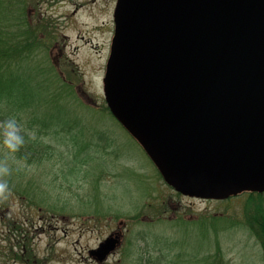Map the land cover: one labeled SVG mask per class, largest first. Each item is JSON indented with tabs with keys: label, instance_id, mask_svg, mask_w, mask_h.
<instances>
[{
	"label": "rangeland",
	"instance_id": "374dc122",
	"mask_svg": "<svg viewBox=\"0 0 264 264\" xmlns=\"http://www.w3.org/2000/svg\"><path fill=\"white\" fill-rule=\"evenodd\" d=\"M115 2L42 0L39 5V15L55 27L42 52L56 66L54 76L69 80L80 98L82 111L72 110L75 118L67 108L60 117L85 123L72 135L86 143L79 156L88 159L70 170L71 158L59 148L43 163L14 158L11 182L17 191L0 202V264H135L142 252L162 246L167 262L203 264L206 253H216V242L227 264H264L260 243L243 220L246 193L203 198L174 190L106 110L103 76ZM98 135L104 141L93 139ZM26 180L39 187L33 198L20 193ZM115 231L120 243L107 259L95 261L88 250ZM9 236L27 244L21 259L14 253L22 245L10 244Z\"/></svg>",
	"mask_w": 264,
	"mask_h": 264
},
{
	"label": "water",
	"instance_id": "95a60500",
	"mask_svg": "<svg viewBox=\"0 0 264 264\" xmlns=\"http://www.w3.org/2000/svg\"><path fill=\"white\" fill-rule=\"evenodd\" d=\"M113 23L105 101L166 182L203 198L264 190V0H116Z\"/></svg>",
	"mask_w": 264,
	"mask_h": 264
},
{
	"label": "trees",
	"instance_id": "16d2710c",
	"mask_svg": "<svg viewBox=\"0 0 264 264\" xmlns=\"http://www.w3.org/2000/svg\"><path fill=\"white\" fill-rule=\"evenodd\" d=\"M41 1L0 0V120L14 116L28 129L37 130V138L27 140L14 158L28 164L43 163L46 159L52 158L53 151L59 148L61 152H66L67 156L64 153L63 157L71 158L68 164L70 170H74L78 163L83 164L88 158L85 157L87 155L79 156L86 151V143L72 134L86 125L80 120L66 123L60 117L66 108L70 110L69 115L72 118H75L72 110L78 112L79 107L81 111L82 109L79 96L73 92L72 83L65 80L62 75L54 76L56 66L48 64V59L43 53L47 52V41L51 39H47L50 37L48 34H55V27L51 21L45 20L43 14L39 15ZM68 103L75 104V108L69 109ZM87 106L85 107L89 108L90 104ZM105 107L110 112L109 108ZM106 114L105 116H108ZM93 139L104 141L99 135ZM4 151L0 143V155ZM11 178L8 177L12 193L17 189L13 186ZM24 184V190H20L23 196L29 195L33 198L37 195L36 189L39 187L33 180H26ZM240 193L247 195L244 223L260 243L264 262V190H247L236 195ZM8 238L10 244L16 242L20 247L22 245L14 253L21 259L22 253L27 250V244H22L23 240L19 236ZM216 246V253H206L202 258L203 264H227L224 260L223 247L218 242ZM166 252L165 246L155 252L146 250L135 264H165L168 260ZM176 257L181 258L178 254ZM194 257L197 258V255ZM182 261L190 264V261L184 259Z\"/></svg>",
	"mask_w": 264,
	"mask_h": 264
},
{
	"label": "clouds",
	"instance_id": "9594fccd",
	"mask_svg": "<svg viewBox=\"0 0 264 264\" xmlns=\"http://www.w3.org/2000/svg\"><path fill=\"white\" fill-rule=\"evenodd\" d=\"M37 138L36 129H28L18 118L12 116L0 120V143L4 153L0 155V201H6L11 193L8 177L13 171L15 154L25 146L27 140Z\"/></svg>",
	"mask_w": 264,
	"mask_h": 264
}]
</instances>
